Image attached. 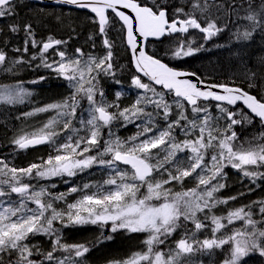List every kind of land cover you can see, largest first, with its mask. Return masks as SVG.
<instances>
[{
	"label": "snow or ice",
	"instance_id": "6c2138e0",
	"mask_svg": "<svg viewBox=\"0 0 264 264\" xmlns=\"http://www.w3.org/2000/svg\"><path fill=\"white\" fill-rule=\"evenodd\" d=\"M55 2L94 13L98 18L94 22L98 23L107 52L94 56L77 48L75 57L70 58L65 51L57 50L59 60L49 62V50L67 41L52 36L37 40L32 25H24V47L14 51L27 54L29 44L39 48L31 60L39 59L38 67L42 65L57 73L68 81L72 91L58 102L25 113L29 117L46 112H54V115L41 127L12 141L22 151L48 144L53 147L54 155L27 167H16L0 158V254L16 257L15 261L9 259L8 264H84L82 258L90 247L63 242L61 229L56 224L62 227L110 226L112 233L143 234L142 249L109 264H198L195 260L198 254H211L214 249L226 252L222 264H242L243 258L255 253L264 257V200L229 208L226 215L214 212L219 205L237 199L216 195L226 186L222 182L227 175L226 167L239 171L252 184L264 181V131L253 137L247 146L238 143L235 131V126L253 125L257 118L264 128V94L258 98L236 86L234 80L231 85L206 84L196 73L175 71L143 49L149 38L180 34L176 37L178 44L173 55L175 58L192 56L199 47L193 49L191 42L181 37H187L190 30H197L204 40H211L229 24L235 26L232 35L237 41H250L254 33L264 32V0H182L177 5H172L171 0ZM16 8L17 0H0V19L14 16ZM120 9H127L131 14ZM109 10L121 22V31L126 34L137 71L152 81V84L144 83L134 76L132 84L143 90V94L125 108L107 102L103 91L97 99L98 77L115 74L112 71L113 43L108 38V29L115 21ZM10 30L15 33L19 26L12 24ZM25 63L30 61H25L23 55L10 59L7 52L0 49V70L12 72L16 65ZM245 75L249 80L247 87H257L256 73ZM188 76H196V82L184 78ZM155 85L166 93L158 91ZM166 94L173 97L171 102L165 98ZM31 95L22 84L4 85L0 87V104H22ZM120 95L116 94L117 100ZM83 100L88 103L87 109L82 108ZM212 107L217 109L218 115H213ZM137 120L142 121L138 125L141 130L131 137L121 139L112 130L118 121L126 127ZM221 121H224L222 126ZM181 135L183 139L179 138ZM183 153L188 154L182 156ZM94 165L110 170L107 179L97 184L73 186L67 192H51L55 184L37 187L26 182L71 178ZM189 178L193 182L191 187L185 185ZM176 185L180 186L179 190ZM77 192L80 196L67 202L65 208L55 206ZM257 216L258 219L254 218ZM185 222H190L194 229H188ZM237 222L242 223L229 227ZM181 228L185 229V234L174 242L175 248L162 250L160 246ZM205 229H209L211 235L201 239L198 233ZM37 235L51 240L50 251L30 244V237ZM112 238L102 235L101 242ZM57 252L67 255L60 258L55 255ZM0 264H3L2 258Z\"/></svg>",
	"mask_w": 264,
	"mask_h": 264
},
{
	"label": "trees",
	"instance_id": "16d2710c",
	"mask_svg": "<svg viewBox=\"0 0 264 264\" xmlns=\"http://www.w3.org/2000/svg\"><path fill=\"white\" fill-rule=\"evenodd\" d=\"M257 2H259V0H257ZM171 4H173V1ZM71 12V10L66 9L50 8L46 7L45 5H35L26 0L17 1L16 14L12 17L0 19V49L7 52L10 59H14L20 56L22 51L19 52L18 56H16V51H14V49L20 48L22 50V48L24 47L23 44L25 40V33L23 28L25 24H28L27 22H30L33 30L35 31V38L37 40H46L48 36H52L54 39L67 41V44H65L66 52H68L69 54L71 52L70 55H76L75 50L77 48H80L84 53H89V49L93 51L94 48L100 50L102 54L103 52H107V49L103 46L102 37L99 35L98 23L94 22V20L96 19L87 13L84 14L73 11L75 13L72 14L73 12ZM111 18L115 21V23L108 29V38L113 43L112 63L113 72L115 74L112 75V78H114L116 82L112 79L106 81V84L101 85V91L105 93V96L107 97V100H109V102L118 103L121 108H125L130 107L136 101L138 96L136 95V92L130 90L129 85H123L121 83L131 82L133 77L135 76V72L132 67L130 52L126 46L125 33H122L121 24L118 22V20L114 17ZM15 19L17 20L18 24H15L19 26V31L15 32L14 34L10 30V26L14 24V22H16ZM45 26H47V28ZM229 29H226L216 37H213L210 41H205L204 45H202V47L200 48L201 50L198 51V53L194 56H188L179 59L175 58L173 56V53L176 47H174L173 51L167 52V55L165 57H161V54L158 53H151L155 58L160 59L161 61L165 62L175 69H187V71L196 73L201 79L209 84L228 83L231 85L234 80L236 86L244 88L251 94L257 95L259 98L260 95L264 94V70L261 68V65L255 62L253 58L250 57V55L248 57H243L240 61L238 58L233 59L231 57V54L228 53L229 49H233L232 44H236L234 45L235 48H237V46H240L241 51H246L247 54H255L257 49H254L253 51V48L249 50L247 49L248 46L255 45L257 40V38L255 37V33L250 41H236V38L232 35L233 31H235V27H229ZM40 31L42 33H38ZM10 32H12V34ZM8 33L10 34L8 35ZM261 33L264 34V32ZM89 35L92 37V39H89ZM259 36L260 35H258V37ZM93 45L95 46L93 47ZM256 45V47L264 45V40H258V43ZM70 48L74 49L69 50ZM226 53H228V55H225ZM98 55L102 56L100 54ZM262 55L264 56V53H262ZM249 70L256 73L255 80L257 83V87L251 89L247 87L249 80L245 75L246 73H248L249 75L251 74ZM53 75L54 73H47L46 80L38 83V85H35V83L33 82L30 83L29 81H27L26 85L32 87H40L43 85L42 90H46L48 89V87H53L50 90H46V92L48 91V93H52L53 96L58 87H63L65 89L67 87L68 89H70L67 85V82L63 78L57 76L58 79H56L53 77ZM11 78V73L1 75L0 85L14 84L15 82L12 81ZM117 81H119V83H117ZM117 93L121 94L119 100L116 99ZM212 104L213 103H210V105ZM214 109L215 108L212 107L211 111L213 112ZM23 111L24 109L21 104H0V158L9 161L16 167H27L31 163H39L41 159H46L50 154H55L53 147L48 144L36 149L23 151H19L14 146H12V144L10 143L11 137L18 132L23 122L21 121ZM111 111H115V109H111ZM87 116L88 114L85 111L83 113V117L86 119ZM160 123L163 125L162 120L160 121ZM141 124L142 122H138L134 127H132L131 125H127L125 127L120 124L117 129V134L121 139L131 137L141 130L138 127V125ZM261 131H264V128L261 127L259 121H256L251 127L243 130L242 135L246 139H252L253 137L258 136ZM238 133H241V131ZM179 138L183 139L184 137L181 135ZM187 154L188 153H183L181 155L183 156ZM224 172L227 175L222 182L225 183L226 186L224 189L217 193V196L219 198L236 196L237 199L229 201L227 205H219L216 209H214L215 214L226 215V210L229 208H237L249 204L253 201L264 200V181H257L256 184H252L248 178L243 177L239 171L231 167H226L224 169ZM109 174L110 170L108 168L102 166H94L84 171L79 176L77 175L75 177L65 178L63 181H60L58 179L51 180L52 184H55L56 187L50 188V191L58 194L67 192L68 189L73 186L82 187L84 184H97L102 182L104 179H107ZM192 183L193 182L191 178L185 181V185L187 187H191ZM179 188L180 186L176 185V190H179ZM241 193H243V195H240ZM79 196V192L68 195L67 201H59L55 206L57 208H65L67 202H73ZM254 218L258 219L259 217L257 216ZM185 223L187 224L188 229H194V226L190 222ZM241 223L242 222H237L236 225L232 226L237 227ZM55 226L61 229L63 242L69 244L83 243L90 247L91 250L85 255V257L82 258L84 260V264H109V262L112 260L124 259L123 257H125L126 255L122 256V254H125L128 251L130 253L139 250L135 247L138 246V243L141 242L143 238V234H127L124 231H117L115 233H112L110 231V226L101 227L100 225L92 224L91 226L72 225L69 227H62V225L56 224ZM184 234V228L178 229L172 237L168 238L166 247L168 246V248L174 249V242L182 238ZM102 235L105 237L110 235L113 238L111 240H103V242H101ZM205 235L210 236L211 232L205 229L204 232L198 233V236H200L201 239L204 238ZM30 244L36 245L42 251L51 250V240L43 235L30 237ZM94 245L95 247H93ZM95 248H97V250ZM224 248L227 249L228 246L226 245L224 246ZM63 254V252H57L55 255L58 257H62ZM225 255L226 252L224 250L216 249L215 252H213L214 258L212 264H222ZM204 256L207 260V256ZM0 258H2L3 264H8L9 259L15 261L16 257L15 255H12L10 257L8 254H0ZM34 258L42 259V257ZM242 264H264V257L259 256L258 253L250 254L249 256L243 258Z\"/></svg>",
	"mask_w": 264,
	"mask_h": 264
},
{
	"label": "rangeland",
	"instance_id": "374dc122",
	"mask_svg": "<svg viewBox=\"0 0 264 264\" xmlns=\"http://www.w3.org/2000/svg\"><path fill=\"white\" fill-rule=\"evenodd\" d=\"M172 1H173V4L172 5H177V4L182 3V0H171V3H172ZM234 27L235 26L232 25V28H234ZM202 35L203 34L200 33V32H198L197 30H192V33L189 36H187V37H181V39L186 40V42H191V46H192L193 49H196L198 47L200 49L202 47V45H204V42L206 41V40L203 39V36ZM258 35H260V36L258 37ZM255 37L257 38L255 45L248 46V47L246 46L248 50L251 49V48H253L252 51L254 49H257V51L255 52V54L254 53L247 54L246 51H241L240 50V46H237V48H235L234 45H236V44H232L233 49L232 50L229 49V52L228 53L231 54V57L233 59L238 58L240 61L242 60L243 57H248L250 55V57H252L255 62H257L259 65H261V68L264 70V56L262 55V53H264V45H260V46L256 47L257 46L256 44L258 43V40H262V41L264 40V34L261 33V32H256L255 33ZM177 44H178L177 39H174L172 41H169V42L164 43V44L159 45V46H155V45L152 46L151 45L152 47L150 49L154 53L161 54V57L162 56L165 57L167 55V52L173 51L174 50V47H177ZM57 50H61V49H56V50L50 51L47 54L50 62H51V60H59V56L55 54L57 52ZM38 52H39V48H32L31 47V44H29V46H28V53L27 54H24L23 51H22L21 55H23L25 61H30V63L16 65L13 68V71L12 72H5L3 70H0V76L3 75V74L11 73L12 74L11 80L15 82L12 85L11 84H1L0 87H2L4 85H7V86H10L11 87V86H15V85H18V84H22V86L25 89L29 90L32 93V95L30 97L26 98L25 102L21 104L23 106V109H24V111L22 112L23 114L21 116L22 117V120L21 121H23V122H22V124H21L18 132L11 137V142L10 143L17 150H19V149L12 143V141L17 136H19V135H21L23 133H26V132H32V131H34L35 129L41 127L43 125V123L46 122V120L50 116L54 115V112L39 113V114H36L34 116H30V117L25 115V113L32 112L36 108L43 107L45 105H48L50 103H54L55 102V101L54 102H50V100H54V99L48 98V96H53L52 93H48V92H46V90L40 91L41 90V86L40 87H31V88H29V86L26 85L27 81H29L30 83H32L31 81H36L35 82V85H37L38 83H41V82H43V81L46 80V74L47 73H51L52 72L51 70H49V69H47L45 67L43 68L42 65L38 67L37 65H40V60L39 59L31 60L32 54L33 53H38ZM250 52H251V50H250ZM89 53L92 54V55H94V56H99L98 54H100V55L103 56L106 52H103V54H102V52H100V50H98L97 48H94L93 51L89 49ZM197 53H198V51L194 52V54L192 56L196 55ZM228 53H226L225 55H228ZM86 54H88V53H86ZM15 55L18 56L19 53L18 52H15ZM67 55L70 58L71 57H75V55H73V56H70L69 54H67ZM102 76H104V75H101V76L98 77V83H96V81H94V83H96L97 99L98 100L100 99V97H99V92H100V78ZM135 90L137 92H139V91L143 92V90H141V89H137L136 88ZM38 94L40 95V99L37 98ZM169 96H171V95H169V94L168 95H165V98L171 102L172 99H170ZM171 98H172V96H171ZM38 99H39V101H38ZM82 102L84 103L85 108L87 109L88 108L87 101L86 100H83ZM212 113H213V115H218L219 114L216 108L214 109V111ZM220 124L222 126L224 124V121H221ZM251 126L252 125H243V126L242 125H237V126H235V131L237 132L238 137H239L238 143L239 142H243L245 144V146H247V143L252 140V139H246L242 135V131L243 130H246L247 128H249ZM240 131H241V133H238ZM114 132L116 134V131H114ZM105 159H107V157H105ZM94 166H99V165H94ZM80 174H78V176ZM65 178L66 177H54V178L48 179V180L34 179V180H31V181H26V182H29V183H31L33 185H36L37 187H39V186H50V185H52L51 180L58 179L60 181H63ZM192 186H193V183H192ZM216 195H217V193H216ZM13 199H16V197L13 196ZM30 206L31 207H34V205H30ZM82 226H91V224H84ZM229 227L231 228V226H229ZM232 227H236V226H232ZM207 230L210 231L209 229H207ZM85 236H83V237H85ZM166 244H167V241H166ZM166 244L160 246L161 249L164 250L165 252H167L170 249V248H168V246L166 247ZM143 247L144 246L142 245V243L139 242L138 243V246H136L135 248H137V249L140 250ZM215 250L216 249H214L211 254H207L206 255V256H208V260H206V257L204 255H200V254H198L195 257V260L198 261V264H211V262H213L212 261L213 258H214L213 257V252H215ZM130 253H132V252H130ZM130 253L126 252L125 254H122V255H126L123 258H126ZM64 255H67V253H64L63 256ZM63 256L60 257V258H63Z\"/></svg>",
	"mask_w": 264,
	"mask_h": 264
},
{
	"label": "water",
	"instance_id": "95a60500",
	"mask_svg": "<svg viewBox=\"0 0 264 264\" xmlns=\"http://www.w3.org/2000/svg\"><path fill=\"white\" fill-rule=\"evenodd\" d=\"M29 1L32 2V3L42 4V5L51 6V7H60V8H66V9H72V10H77V11H81V12H86V13L91 14V15H93V16L95 17V14H94V13H91L90 10H88V9H80V8H76V7H74V6L67 5V4H58V3L55 2V0H29ZM120 10H121V11H124L126 14H131V13H129V10H127V9H120ZM109 13H110V14H113V15L115 16V14L111 12V10H109ZM115 17H116V16H115ZM116 18L119 20L118 17H116ZM97 19H98V18H97ZM120 23H121V22H120ZM163 38H164V36L161 37V38H159V39H156V38H149L148 41L144 42V45H143V49H144V51L148 54V52H147V48H148L149 43H150V42H160ZM126 43H127V42H126ZM127 47H128V46H127ZM130 52H131V51H130ZM148 55H150V54H148ZM131 56H132V53H131ZM150 56H151V55H150ZM152 57H153V56H152ZM153 58L156 59L155 57H153ZM132 61H133V66H134V69H135L136 73H137L139 76L143 77L144 79H146V80H148L149 82L152 83V81L149 79V77L144 76L142 72L137 71V69H136V67H135V63H134L133 56H132ZM161 62H162V61H161ZM162 63H164V62H162ZM164 64H165V63H164ZM165 65L168 66L167 64H165ZM168 67H169V66H168ZM170 68H171V67H170ZM172 69H173V68H172ZM173 70H175V71H182V72H188V71L177 70V69H173ZM188 73H192V72H188ZM184 78H187V79H189V80H192L193 82H196V76H188V77H184ZM206 84H208V83H206ZM155 86H157V87H161V86H159V85H155ZM214 103H215V102H214ZM241 107H242V106H241ZM245 111H247V110L245 109ZM257 120H258V118H257ZM38 146H40V145H38ZM38 146H35V147H38ZM35 147H31V148H35ZM29 149H30V148H29Z\"/></svg>",
	"mask_w": 264,
	"mask_h": 264
},
{
	"label": "bare ground",
	"instance_id": "6f19581e",
	"mask_svg": "<svg viewBox=\"0 0 264 264\" xmlns=\"http://www.w3.org/2000/svg\"><path fill=\"white\" fill-rule=\"evenodd\" d=\"M28 2H29V1H28ZM34 4H35V5H41V6H44V5H42V4H36V3H34ZM45 6H46V5H45ZM46 7H47V6H46ZM30 10H31V9H30ZM67 10H71L72 12L75 11V12H79V13H84V14L86 13V12H81V11L72 10V9H67ZM35 11H36V10H35ZM35 11H34V12H35ZM38 12H39V11H38ZM72 12H71V13H72ZM75 12H73L72 14H74ZM43 14H44V13H43ZM87 14H88V13H87ZM28 15H29V13H28ZM80 15H81V14H80ZM16 16H17V15H16ZM23 16H24V14H23ZM23 16H22V17H23ZM48 16H49V15H48ZM17 17H18V16H17ZM22 17H21V18H22ZM27 19H28V18H27ZM30 19H31V18H30ZM15 20H16V19H15ZM19 21H20V20H19ZM27 21H28V20H27ZM9 23H10V22H9ZM15 23H17V20H16V22H14V24H15ZM27 23L29 24L30 22H27ZM17 24H18V23H17ZM17 24H16V25H17ZM39 24H40V23H39ZM39 24H38V25H39ZM41 24H42V23H41ZM43 24H44V22H43ZM45 24H47V23H45ZM7 26H8V25H7ZM20 27H21V26H20ZM38 27H39V26H38ZM41 27H43V26H41ZM45 27L47 28V26H45ZM229 27L232 28V24H229ZM229 27H228L227 29H229ZM40 30H41V29H40ZM229 30H230V29H229ZM6 31H7V30H6ZM42 31H43V30H42ZM48 31H49V30H48ZM48 31H47V32H48ZM227 31H228V30H227ZM10 33L12 34V32H10ZM10 33H8V35H9ZM38 33H42V32L40 31V32H38ZM81 33H82V32H81ZM3 34H4V33H3ZM14 34H15V33H14ZM39 35H40V34H39ZM80 35H81V34H80ZM13 36H14V35H13ZM89 36H90V35H89ZM90 37H91V36H90ZM95 37H96V36H95ZM21 39H22V38H21ZM43 39H45V38H43ZM85 40H86V39H85ZM9 41H10V40H9ZM79 41H80V40H79ZM82 41H83V40H82ZM82 41H81V42H82ZM84 42H85V41H84ZM84 42H83V43H84ZM220 42H221V41H220ZM217 43H218V42H217ZM84 44H85V43H84ZM84 44H83V45H84ZM220 44H221V43H220ZM85 45H86V44H85ZM215 45H216V44H215ZM10 47H11V45H10ZM74 48H75V47H74ZM74 48H73V49H74ZM10 49H12V48H10ZM71 49H72V48H70L69 50H71ZM73 49H72V50H73ZM69 52H70V51H69ZM68 54H69V53H68ZM70 54H71V52H70ZM73 54H74V53H73ZM166 60H167V59H166ZM51 61H52V60H51ZM49 62H50V61H49ZM181 67H182V66H181ZM43 68H44V67H43ZM255 68H256V67H255ZM258 68H259V67H258ZM183 70H184V69H183ZM186 70H187V69H186ZM19 81H20V80H19ZM24 82H25V81H24ZM37 85H38V84H37ZM39 85H40V84H39ZM57 85H58V84H57ZM42 86H43V85H42ZM35 87H36V86H35ZM56 88H57V87H56ZM37 90H38V89H37ZM54 91H55V89H54ZM47 92H48V91H47ZM37 93H38V92H37ZM55 93H56V92H55ZM42 100H43V99H42ZM46 100H47V99H46ZM38 101H39V99H38ZM35 102H36V101H35ZM44 102H45V101H44ZM34 104H35V103H34ZM255 195H256V194H255ZM233 206H234V205H233ZM98 243H99V242H98ZM117 244H118V243H117ZM96 246H97V245H96ZM115 246H116V245H115ZM93 247H95V245H94ZM105 247H106V246H105ZM95 249L97 250V248H95ZM44 250H45V249H44ZM101 250H102V249H101ZM134 250H135V249H134ZM130 251H131V250H130ZM128 253H129V251H128ZM122 256H123V255H122ZM221 258H222V257H221Z\"/></svg>",
	"mask_w": 264,
	"mask_h": 264
}]
</instances>
